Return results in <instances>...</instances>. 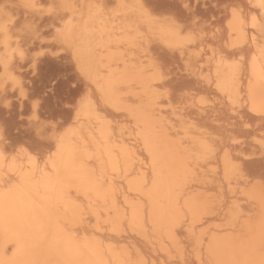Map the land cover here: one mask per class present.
Returning <instances> with one entry per match:
<instances>
[{"label": "bare ground", "instance_id": "1", "mask_svg": "<svg viewBox=\"0 0 264 264\" xmlns=\"http://www.w3.org/2000/svg\"><path fill=\"white\" fill-rule=\"evenodd\" d=\"M74 2L86 5L90 0ZM98 2L105 3L109 12L103 22L97 21L90 25V31L77 38L80 62L94 79L98 78L102 83L109 77L114 78L116 86L122 89L118 93L122 107L142 105L148 111L151 125L159 129L157 171L160 175L158 187H153V160L145 148L136 122L127 119L125 113L106 105L97 92L93 103L98 105L100 116L110 123L101 124L95 118L89 119L84 115L76 125L79 141L84 146V171L81 174L83 182L77 180L70 189H65L64 195L69 202L83 201L87 205V178L95 171L96 175L103 173L106 177L104 188L109 196L107 200H97L95 195L91 197V212L82 222L77 220L73 225L76 234L81 239L87 237L91 240L99 257L113 261L114 264H193L194 261L199 264V240L204 241L205 259L208 258L207 241L214 237L221 249L228 245H239L250 225L258 230L264 215V188L260 183L264 171L256 168L264 165V157L261 156L259 145L255 143L264 133V123L258 116L249 113L246 107L239 109L238 115L232 116L230 109L225 106L226 93L219 91L215 85L208 90L214 104L204 110L191 107L174 110L179 104L178 91L173 92L171 102L167 96L159 103L151 101V94H145L143 81L137 75L146 62L144 51L133 37L138 33L153 37L151 43L144 41V48L149 49L152 56L166 57L169 74L173 77L171 84L174 86L175 80L182 74L184 60L191 59L196 64L200 60L198 53L201 48L205 50L203 71L205 74L209 71L207 56L211 55L209 41L213 39V33L220 29V32H216V37H227L232 9L242 11L243 16L249 20L246 38H242L240 44L246 70L233 79L228 69L221 68V82L241 101L247 100L251 91L259 102L264 94V80L260 78L264 66V53L261 52L264 48V36L259 28L253 30L250 27L251 17L260 13V9L251 6L255 0ZM20 3L21 0H0V15L15 20L13 33L25 23L33 25L39 35L35 39L25 38L24 45L34 51L47 49L48 52L46 56L39 58L40 63L35 69H30L26 63L23 67H16L29 95L33 98L40 96L47 101L49 96L57 97L58 93L63 96L65 93L63 100L86 91V82L79 78L78 68L70 55H53V48L49 47L51 34L59 20L34 16L19 7ZM141 4L151 13L152 19L142 15L138 7ZM116 5L123 7L113 11ZM164 5L169 7L165 8ZM166 16L175 17L186 32L192 33V43L186 47L184 60L178 53L173 57V54L162 48L160 39L165 35L163 17ZM211 71L215 79V65ZM72 82L78 85H70ZM60 84L63 90L59 89ZM169 86L170 83L166 82L162 87L153 89V92H164ZM92 88H96L95 83ZM7 96L13 100V106H18L17 112L20 115L25 110L30 111L31 101L28 104L26 102L22 109L12 97L11 90ZM15 111L12 110L14 114ZM68 111L70 114L58 122L63 123L65 120L71 124V111ZM241 117L243 122L251 125L250 129H242ZM18 122L24 123V120ZM25 122L29 126V120L26 119ZM5 124L0 121V155L9 161L15 157L17 170L22 166L25 173H28L35 166V161L30 165L27 158V154L31 153L34 158H38L39 167L43 169L49 152L48 146L41 152L25 144L11 146L12 136L6 131ZM205 139L212 144L213 150L207 155L198 156L200 141ZM234 140L238 143H234ZM189 161L191 168L188 178L180 185V203L198 207L199 212L195 217L189 212L187 223L172 227L171 218L165 213L170 171L181 164L187 165ZM233 165H239L241 171L234 172ZM16 180V176L10 178L7 166H4L0 171V192L6 193L18 212L11 224L7 221L0 222V257L5 255V251L10 256L13 245L18 241L24 240L36 245L44 242L40 231L41 222L46 223L43 207L45 202L42 200L44 190L41 188L40 196L35 197L37 203L33 205L26 196V190H31L35 196L33 184H26L22 190L10 193L7 191ZM145 180L148 188L144 187ZM149 190L152 198H149Z\"/></svg>", "mask_w": 264, "mask_h": 264}, {"label": "snow or ice", "instance_id": "2", "mask_svg": "<svg viewBox=\"0 0 264 264\" xmlns=\"http://www.w3.org/2000/svg\"><path fill=\"white\" fill-rule=\"evenodd\" d=\"M260 9V13L251 17L250 27L255 30L259 28L264 36V0H255L251 5ZM19 7L26 12L40 17H54L59 20L55 31L51 34L49 47L53 48V55L61 53L70 55L78 68L79 78L86 82L87 90L73 97L72 102L64 105L65 109L71 111V124L69 121L60 123L55 120V115L51 117L45 115L49 109L45 108V101L42 97L33 98L26 91L23 79L17 74L16 67H23L26 63L30 69H35L40 63L39 58L46 56V50L34 51L26 47L24 39L31 37L35 39L39 33L34 30V26L25 23L13 33L15 20L8 19L6 15H0V106L8 108L12 106L13 100L7 94L11 90L12 97L19 102L23 109L31 101V114L28 116L29 126L35 131L36 137L42 142H47L49 152L44 162V168L39 167L38 158H34L31 153L27 154L29 164L35 161V166L25 173L21 166L17 170L16 159L13 157L9 161L0 155V171L7 166L10 178L16 176V183L7 189L10 193L14 190H22L26 184L35 186V196L31 190H26L27 199L33 205L37 203L36 196H40L41 188L44 190L42 200L45 202L46 223L40 224V231L43 233L44 242L41 244H29L21 240L13 245L11 255L0 257V264H114L113 261L99 257L95 246L87 237L81 239L74 228V224L79 220L82 222L86 215L92 210L91 197L96 199H108V192L104 188L107 182L103 173L96 175L95 171L88 175L85 195L89 198V203L85 205L83 201L69 202L65 198V189H70L77 180L82 179L84 171L82 166V153L84 146L81 145L78 137L76 125L80 123L82 116L87 115L89 119L95 118L103 124L106 118L99 114L98 105L93 103V98L98 92L105 104L114 108L117 112L126 114V118L134 120L136 127L140 129L145 148L153 160V187H158L159 172L157 164L159 161L158 139L159 129H155L150 123V114L142 105L122 107L121 97L118 95L122 89L116 86L113 77L107 78L103 83L100 79H94L91 72L80 62V49L77 47V38L83 37L90 31V25L97 21L103 22L109 12L107 5L98 0H90L86 5L77 4L74 0H21ZM123 7L116 5L113 11ZM142 15L152 19L151 13L144 9L143 4L138 6ZM165 35L160 39L163 50L173 54L178 53L184 60L186 47L192 43V33L186 32L175 17H163ZM249 20L243 16L242 11L233 8L231 17L228 19L227 37H216L217 29L213 33V39L209 41L211 55L207 56L209 71L205 74L204 56L205 50L201 48L200 60L193 63L191 59L184 60L181 76L175 80L174 86L171 84L173 77L167 68V59L164 56H152L150 50L144 48V41L151 43L153 37L138 33L133 39L140 43L144 51L145 63L137 73L138 78L143 81L145 94H151V101L162 102L167 96L171 102L172 94L179 92V104L174 108H188L204 110L214 104L209 91L213 85L227 95L226 107L230 109L231 115L239 114V109L247 108L248 112L258 116L264 123V94L259 102L250 91L248 99L241 101L229 89H226L221 82V68H226L233 79L246 70L245 56L240 47L241 39L246 38ZM15 40L13 41V37ZM255 39V37H253ZM264 53V48L261 49ZM216 67V76L213 78L212 66ZM260 78L264 80V66H262ZM166 82L170 86L164 92H153V89L162 87ZM96 88H92V84ZM206 86V87H205ZM242 120V129H250L251 125ZM65 125H69L65 127ZM238 143V141H233ZM255 143L259 145L261 156L264 157V133L261 134ZM213 150V146L206 139L200 141L198 156H204ZM20 151H24L20 149ZM191 168V162L187 165L181 164L170 171L168 181V204L165 209L166 215L171 218L172 227L182 226L188 221V213L195 217L199 209L192 205L180 203V185L186 181ZM233 171H241L239 165H233ZM261 187L264 188V176L261 177ZM144 187L148 188L147 180ZM149 198L152 192L149 190ZM18 208L14 202L9 200L5 192H0V222L12 223ZM49 235L51 239L49 240ZM201 244L199 264H264V215H262L258 230L249 226L248 231L243 234V241L239 245H228L223 249L219 248L216 238L207 241V256L204 258L203 240ZM126 264H138V262H126ZM193 264H196L194 261Z\"/></svg>", "mask_w": 264, "mask_h": 264}, {"label": "rangeland", "instance_id": "3", "mask_svg": "<svg viewBox=\"0 0 264 264\" xmlns=\"http://www.w3.org/2000/svg\"><path fill=\"white\" fill-rule=\"evenodd\" d=\"M163 7H165V8H168L166 5H164ZM42 50H47V49H42ZM35 51H41V49H36ZM75 84V82H72L70 85H74ZM78 84H76V85H74V86H77ZM74 86L72 87L71 86V88H74ZM58 87H60L59 89H61V90H63V88H61V87H63L61 84L58 86ZM61 95V96H60ZM65 95V93L63 94V96H62V93H58V96L55 98L54 96H49L48 98H46L47 99V101H45V108L47 109H49V111H47V112H45V115H48V116H52V115H55V120L56 121H59V120H63V119H65V117H67L69 114H70V112L68 111L69 109H65V107H64V103H66L67 104V102H68V100H69V102L68 103H70V102H72V99H73V97L74 96H76L77 98H78V94H73L72 95V97H71V99H67V98H64V99H66V100H62V98L63 97H65L64 96ZM59 98H61V99H59ZM45 99V100H46ZM54 101V103H53V101ZM60 101V102H58V100ZM50 100V101H49ZM57 100V101H56ZM71 100V101H70ZM65 101V102H64ZM52 102V103H51ZM55 103H57V104H55ZM49 104H51V105H49ZM55 104V105H54ZM65 104V105H66ZM58 107H57V106ZM60 105V106H59ZM63 105V106H62ZM12 106H13V104H12ZM12 106H10V107H8L9 108V110H5V108L4 109H2L3 107H1L0 106V121L1 122H4V124H5V127H6V131L7 132H9L10 134H11V140H10V144H11V146H17V145H19V144H25V145H27L28 147H30V148H32V149H34V150H37V151H44V150H46L47 149V142H42V141H40V140H38V138L36 137V135H34V133H35V131H34V129L32 128V127H30V126H28V124H26V119H28V116L31 114V111H29V110H25V111H23L22 112V114L20 115L18 112H17V110H18V106L17 105H15L14 104V106L12 107ZM15 106H17V107H15ZM47 106V107H46ZM51 106V107H50ZM57 109H56V108ZM11 108V109H10ZM53 108V109H52ZM62 108L64 109V110H62ZM12 110L13 111H15V114H14V112H12ZM6 111H8L7 113H6ZM10 111V112H9ZM54 111V112H53ZM58 111H60V112H58ZM62 111V112H61ZM66 113H65V112ZM2 113V114H1ZM57 113V114H56ZM8 114V115H7ZM10 114V115H9ZM4 117H3V116ZM14 115V116H13ZM3 117V118H2ZM9 118V119H8ZM12 118V120H10ZM22 119V120H24V123H22V122H18V121H20V120ZM6 120V121H5ZM9 121V122H8ZM8 123L10 124V125H8ZM12 123V124H11ZM25 125V126H24ZM10 126V127H9ZM12 126V127H11ZM14 126V127H13ZM19 126V127H18ZM27 127H28V129H30V130H28L27 129ZM30 127V128H29ZM9 128H11V131L9 130ZM14 129V130H13ZM17 131H16V130ZM32 130L34 131V132H32ZM20 131V132H19ZM16 132V133H15ZM18 132V133H17ZM14 133V134H13ZM13 142V143H12ZM256 168H260V170H263L264 171V165H259V166H257ZM262 168V169H261Z\"/></svg>", "mask_w": 264, "mask_h": 264}]
</instances>
